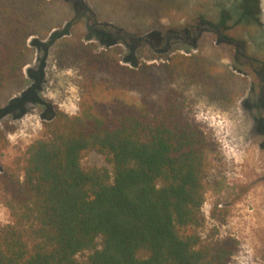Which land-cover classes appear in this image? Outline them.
Listing matches in <instances>:
<instances>
[{
  "label": "trees",
  "instance_id": "16d2710c",
  "mask_svg": "<svg viewBox=\"0 0 264 264\" xmlns=\"http://www.w3.org/2000/svg\"><path fill=\"white\" fill-rule=\"evenodd\" d=\"M245 3L240 15L256 21L260 0ZM127 8L137 9L132 0H97L96 9L84 0H0V92L24 87L33 36L60 40L63 62L80 72L76 114L50 111L40 137L0 168L9 215L0 264L230 263L234 238L197 231L210 144L185 95L213 75L197 53L158 65L141 59L145 26L113 24ZM220 16L217 25L229 19ZM23 99L37 96L26 91ZM88 151L110 168H83Z\"/></svg>",
  "mask_w": 264,
  "mask_h": 264
},
{
  "label": "rangeland",
  "instance_id": "374dc122",
  "mask_svg": "<svg viewBox=\"0 0 264 264\" xmlns=\"http://www.w3.org/2000/svg\"><path fill=\"white\" fill-rule=\"evenodd\" d=\"M84 1L96 9L97 0ZM132 1L137 9L120 11V19L113 24L120 29L128 22L145 26L141 34L148 37V44L141 48V59L158 65L165 56L197 53L214 78L211 84L206 79L191 82L185 95L188 115L210 144L198 234L234 238L237 244L229 264H264V73L257 75L245 62L234 61V46L217 44L216 35L203 31L195 44L185 35H191L190 25L199 23V18L217 25L220 13L225 12L226 24L232 27L228 35L244 40L245 56L264 62V0H260L256 21L240 15L241 6L246 11L244 0ZM81 22L92 25L86 19ZM80 27H70V33H79ZM49 35L28 40L33 58L23 68L24 87L0 92V168L40 137L50 111L57 108L69 115L78 111L80 72L63 62L60 40L50 41ZM26 91L37 99L22 101ZM81 157L83 168H110L95 151ZM8 222L0 199V226Z\"/></svg>",
  "mask_w": 264,
  "mask_h": 264
},
{
  "label": "flooded vegetation",
  "instance_id": "af4514ba",
  "mask_svg": "<svg viewBox=\"0 0 264 264\" xmlns=\"http://www.w3.org/2000/svg\"><path fill=\"white\" fill-rule=\"evenodd\" d=\"M198 21L200 22L194 25H190L191 35L189 36V34H185L186 39L195 42L201 36V33L203 31L207 33H212L216 35L217 40L220 44H222V46H234L236 55V57H234V61H237L239 63L245 62L257 75H259L260 72L264 73V62H259L256 59H252L244 55L246 48L244 40L240 39L238 41L237 38H235L234 36L230 37L228 35V30L232 29V27L226 25L225 19L219 25L208 24L204 18H199ZM241 57H243L244 59H241ZM254 64H256V67H254Z\"/></svg>",
  "mask_w": 264,
  "mask_h": 264
}]
</instances>
